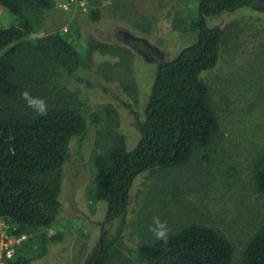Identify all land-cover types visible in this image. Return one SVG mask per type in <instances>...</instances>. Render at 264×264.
Returning <instances> with one entry per match:
<instances>
[{"label": "rangeland", "instance_id": "obj_1", "mask_svg": "<svg viewBox=\"0 0 264 264\" xmlns=\"http://www.w3.org/2000/svg\"><path fill=\"white\" fill-rule=\"evenodd\" d=\"M53 1L55 21L49 30L65 33L81 50L76 74L95 86L74 85L97 112L98 122L69 145L62 210L48 229L62 232L63 240L49 243L47 253L30 264H82L101 230L112 238L120 222L115 219L102 228L106 202L92 201L88 192L91 159L106 152L117 135L123 136L128 150L135 146L139 133L126 104L144 117L157 67L133 42L144 43L161 59H172L197 38L191 21L197 19L198 0H87L85 10L76 4L62 8ZM91 8L100 11L97 21L87 17ZM12 22L0 6V26ZM206 24L224 31L216 67L202 74L220 120L214 157L211 162L195 157L138 174L131 183L120 242L111 247L105 264H139L129 250L154 237L149 230L154 217L166 222L170 232L188 223L214 227L234 245L230 264H239L244 242L264 221V196L252 178L253 164L264 150V0L207 17ZM12 226L0 216V238L11 257L23 247L38 250L40 244H33L27 233L16 236ZM8 259L1 261L7 264Z\"/></svg>", "mask_w": 264, "mask_h": 264}, {"label": "trees", "instance_id": "obj_2", "mask_svg": "<svg viewBox=\"0 0 264 264\" xmlns=\"http://www.w3.org/2000/svg\"><path fill=\"white\" fill-rule=\"evenodd\" d=\"M255 2L198 0L197 19L191 21V27L198 29L197 38L170 60L159 58L142 42H133L157 67L144 117L126 104L139 133L135 146L128 150L123 136L117 135L106 152L91 159L88 192L92 201L106 202L102 228L115 219L120 222L112 238L101 230L97 245L82 264H105L111 247L120 242L131 183L138 174L179 166L195 157L212 161L220 120L202 74L216 67L224 31L208 26L206 18ZM53 4V0H0L13 20L0 26V216L14 226L11 231L16 236L27 233L31 242L40 244L34 252L24 247L16 251L7 264H30L47 253L49 243L63 240L62 232L48 229L62 210L69 145L98 122L97 112L74 85L95 86L76 74L81 50L65 33L49 30L55 21ZM87 17L97 21L100 11L91 8ZM24 90L48 103L46 115L38 116L27 107L21 98ZM252 178L264 196V150L253 164ZM129 252L139 264H230L235 248L214 227L188 223L170 232L166 244L153 237ZM239 264H264V221L244 242Z\"/></svg>", "mask_w": 264, "mask_h": 264}, {"label": "clouds", "instance_id": "obj_3", "mask_svg": "<svg viewBox=\"0 0 264 264\" xmlns=\"http://www.w3.org/2000/svg\"><path fill=\"white\" fill-rule=\"evenodd\" d=\"M21 98L25 101L27 107L33 109L38 116L46 115L49 105L41 97L32 96L28 90L21 92ZM150 232L157 241L166 244L169 239L170 229L166 222L161 221L158 217H154Z\"/></svg>", "mask_w": 264, "mask_h": 264}, {"label": "built area", "instance_id": "obj_4", "mask_svg": "<svg viewBox=\"0 0 264 264\" xmlns=\"http://www.w3.org/2000/svg\"><path fill=\"white\" fill-rule=\"evenodd\" d=\"M76 4L80 6L83 10L87 8L88 1L87 0H56V5L62 8H69L70 5ZM4 239L0 238V264H4V261H1V258H10L11 257V249H7L5 245Z\"/></svg>", "mask_w": 264, "mask_h": 264}]
</instances>
